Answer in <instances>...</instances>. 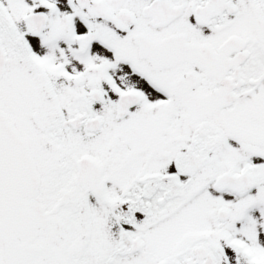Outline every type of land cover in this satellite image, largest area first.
Masks as SVG:
<instances>
[{
  "label": "snow or ice",
  "instance_id": "6c2138e0",
  "mask_svg": "<svg viewBox=\"0 0 264 264\" xmlns=\"http://www.w3.org/2000/svg\"><path fill=\"white\" fill-rule=\"evenodd\" d=\"M0 264H264V0H0Z\"/></svg>",
  "mask_w": 264,
  "mask_h": 264
}]
</instances>
